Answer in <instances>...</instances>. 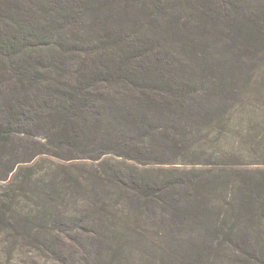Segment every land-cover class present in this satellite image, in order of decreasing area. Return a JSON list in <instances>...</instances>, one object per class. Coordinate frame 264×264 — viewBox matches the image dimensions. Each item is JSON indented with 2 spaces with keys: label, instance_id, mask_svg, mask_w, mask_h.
<instances>
[{
  "label": "rangeland",
  "instance_id": "rangeland-1",
  "mask_svg": "<svg viewBox=\"0 0 264 264\" xmlns=\"http://www.w3.org/2000/svg\"><path fill=\"white\" fill-rule=\"evenodd\" d=\"M58 3L54 0L50 8L62 5L64 9L75 4ZM246 4L237 5L239 13L250 15L255 8ZM208 5L204 2L200 6L206 9ZM102 7L99 25H93L92 15L87 13L80 19L79 28L69 26L67 32L84 40L88 47V41L101 37L109 47L104 50L106 56L92 49L88 54L72 50L48 55L46 77L38 55L22 66L0 58V124L10 128L9 135L0 136V193L15 195L19 205L14 208L35 218L44 211L43 198L47 199L45 194L49 193L39 186L51 188V179L56 178L64 185L53 192H62L65 203L60 211L69 218L63 230L55 231L61 237L52 252L45 241L41 246L33 244L39 242L37 238L16 241L8 229L0 226V262L262 264L264 252L254 249L255 239L250 233L246 231L238 241L220 245L212 234L210 218L199 212L204 204L212 217L209 199L223 207L234 194L238 197L242 184L246 186L254 177L264 178V165L255 164V157L264 162V62L259 61L262 53L247 55L244 50L231 48L222 31L211 26L214 23L203 21L201 9L174 4L160 15L154 1L143 0L131 2L130 8L120 0H105ZM227 9L233 15L235 8ZM220 14L225 16L223 20L227 19L219 7L214 8L213 18L221 19ZM99 26L110 31L117 27L120 31L93 32ZM1 29L9 32L4 26ZM121 58L125 59L123 70L128 75H178L187 85L178 87V83L172 89L185 95L181 101L185 107L180 108L181 103L175 102L170 105L171 98L163 97L157 90L146 94L137 89L135 93L119 83L108 95L102 87V95L92 108L74 119L50 115L51 94L74 83L80 73L88 71V65L101 67ZM24 65L46 80L27 84L29 74L22 72ZM226 80L237 83L233 90L239 99L232 102L233 111L221 91L220 85ZM187 89H191L188 94ZM240 90L247 93L239 94ZM116 99H121L120 106ZM121 107L125 109L122 115ZM230 112L234 117L228 124ZM128 114L130 123H120L119 119ZM224 131L228 135L222 138ZM70 132L77 139L73 140ZM232 152L241 157L231 158ZM103 163H118L123 169L125 164H133L140 170L153 169L156 176L160 175L157 170L173 169L176 178L172 182L183 183L157 193V201L146 199L138 193L136 175L129 179L130 186L121 188L96 179L93 173L103 171ZM228 163L234 167L226 166ZM30 167L35 172L31 170L32 175L27 169ZM226 168L235 180L231 191L226 194L223 189L209 190L208 183H213L215 176L221 177L220 170ZM17 174L29 176L25 185L18 184ZM75 177H80L81 182L76 184ZM48 181L51 186H47ZM250 218L242 222L243 227L248 226V220L252 224ZM40 223L35 220L31 224L44 230ZM258 246L264 248V242Z\"/></svg>",
  "mask_w": 264,
  "mask_h": 264
},
{
  "label": "trees",
  "instance_id": "trees-1",
  "mask_svg": "<svg viewBox=\"0 0 264 264\" xmlns=\"http://www.w3.org/2000/svg\"><path fill=\"white\" fill-rule=\"evenodd\" d=\"M53 1L54 0H0V58H6L8 62H13L15 65L22 66L23 64L26 65L29 59L38 55V57H40V61L38 62H40V66H42L45 70L44 77H46V75L49 74L46 70L48 65L46 63V57L48 55L67 54L72 50L81 54H84V52L88 54V50L92 49L93 51H96L97 54L103 52L106 56V52L104 50L109 47L103 42L101 37L98 36L97 40L94 42L88 41V43H90L89 48L84 40L75 37L73 33L70 34L67 32L69 30V26L79 28L81 26L80 19L87 13H91L92 15L94 20L92 24H98L100 15L104 12L102 4L105 3V0H56L59 3L65 2V4L73 3L74 1L75 4H71L72 6H65L64 9L62 8V5L56 9H51L50 7L52 6ZM143 1H154L155 7L160 15L165 12L164 9H167V6L169 7L174 4L185 8L191 7L195 10L201 9L200 14L203 17V21L208 20L209 22L214 23L211 26H213L216 30L222 31L225 37L228 38V44L231 48L244 50L247 55L262 53L259 61L264 62V0ZM120 2L126 3L127 7L130 8L131 2H136V0H120ZM204 2L209 4L206 9L200 6ZM241 4H246L250 7L254 6L255 11L250 15L246 13H239L241 9L237 5L240 6ZM54 5L55 3L53 6ZM40 6H44V9H40ZM74 6H76V8ZM228 6L235 8V10H233V15H229L228 12H226V10H228ZM217 7L220 9V13H224L227 16L226 20H223L225 19V16L221 14V19L213 18L214 8ZM3 26L6 27L9 32L4 33L1 31ZM97 31L98 33H106V31H110V29L105 26H99V28L93 32ZM119 31V28L112 27L110 32L111 34H117ZM176 33L177 30L174 31L173 35H176ZM58 37V41L54 42V39H57ZM0 61L3 60L0 59ZM83 62L85 63L86 61L83 60ZM123 62L125 63V59L121 58V61L111 60L108 63L103 64L101 67L99 64L95 63H93L92 66L88 65V71L80 73V78H77L74 83H70L68 87L60 89L58 92L55 91V93L51 94L52 109L50 115H54L55 117L61 119H74L78 117L82 111L90 110L92 108L93 103L97 101V98L100 95H102V87L108 95L110 90H112L114 86L119 83L123 84L126 88L135 93H138L137 89L140 90V93L145 92L146 94H152L151 91L157 90L163 97L167 95L171 98L170 105H173L174 102L179 105L182 100L184 101L185 95H182V92H178L179 90L172 89V86L177 87L178 83L181 84L178 87L187 85V83L183 84V82L178 78V75L163 73L160 75L147 74L144 77L140 74L137 75L134 73L128 75L124 73ZM45 64L46 69L44 66ZM22 72H27L29 74L27 84L36 81V79L40 82L42 79L46 80L43 76L39 78L34 75L32 68H26L25 66ZM193 73H195V70ZM200 75L201 74H199V76ZM20 77L22 78L24 76L20 75ZM236 84V82H229L226 80L224 84L220 85L222 94L225 97L224 100L227 103H230L228 106L230 111H233L231 106L232 102L239 99V97L234 94L233 90ZM190 90L191 89H187L186 93L188 94ZM243 93L245 94L247 92L240 90L239 94ZM118 96L120 97L119 91ZM116 100L117 104L120 106L121 104L119 102L121 99ZM183 104L181 103L179 107H185ZM124 111L125 109L121 107V115ZM230 113L231 115L228 118V124L233 121L234 117L233 112ZM14 115L17 117L16 112ZM119 121L120 123L125 122L124 125L129 124L131 121V119L129 120V114L125 119L120 118ZM9 133L10 128L0 124V136L4 137L6 134L9 135ZM227 135L228 131L222 132V138ZM70 137L73 140L77 139L76 134L72 132H70ZM144 147L147 146L145 145ZM239 155L241 154L237 152L229 153V156L233 159L241 157ZM255 158L261 162L259 163L257 161L255 164L259 166L264 165V162L262 163V161L259 160V157ZM129 159L138 161L137 158ZM117 165L118 163L115 165H106L103 163L104 170H95L93 174L96 179L101 182H106L120 188L130 186L131 180L129 179L136 175V182L140 186L137 188L138 193H141L146 199H155L156 201L158 199L157 193L162 192L163 189L166 190L170 188L171 185H180L183 183L178 181H176L177 183L172 182L176 178L173 169L157 170L156 172L160 175L156 176L153 173V169L140 170L138 166L134 167L133 164H125L123 169ZM225 165L228 167H234L231 163ZM27 169H29L30 172L31 170L34 172L33 167ZM220 171L223 173L222 176H215L213 183H208V188L209 190L212 189V191H219V189H223L224 192L228 194L229 191H231L230 188L235 183V180L232 178L227 168L225 170L221 169ZM68 176L70 177L71 175ZM15 177L17 178L18 184L22 186L26 184L29 176L25 178L24 174H17ZM81 180L82 179H80V177H78L77 180L76 177L73 179L76 184L77 182H81ZM252 180L253 181L250 183H245L246 186H243L242 184L241 192H239L240 194H237L238 197L234 194L230 198V201L226 200L225 204L221 205L223 207H218L214 199H209V206H212V217L208 216V210L206 211V206H204V204V208L202 210L199 208V212L204 213L207 219L210 218V222L213 223V227L211 229V231H213L212 234L215 235L216 239L220 240V245H228L238 241V239L241 238V236L247 231V233H250V236L255 239L254 241L256 245L254 249L261 253L262 251L264 252V248L263 246L259 247L258 244L264 242V178L259 180V178L257 179L254 177ZM51 182L53 186L49 184V181L47 186L50 185L52 189L46 188V186L43 187L42 185L39 186L44 189L45 192L49 193H44L47 197V199L43 198L44 211H39L38 216L35 218L34 216H31V214H27L24 211L19 212L17 207L14 208L15 205H19L16 201L15 195L11 196L8 192L6 195L0 193V220L2 221L0 226L8 229L6 231L10 232L12 238L16 241L24 242L29 241V238H37L39 242H32L38 246H41L42 241H45L46 244H49L52 252L58 248L56 242L61 237L60 235H57L58 233L55 231L63 230V225H65V221L69 218L66 217L64 213L62 214V211H60V207H62L65 203L63 200L64 196L61 194L62 192L59 194L53 192L56 187L63 186L64 182H60L56 178L55 180L51 179ZM208 192L209 193H206L207 196L210 194V191ZM101 207H103V205L99 206L98 210H100ZM89 213L91 214V212ZM250 216L252 224L248 220V226L243 227L242 222ZM35 220H38L39 222L41 221L40 225L43 226L44 230L38 229L40 227H33L31 223ZM77 220L79 221L78 217ZM85 225L87 224L85 223ZM87 226H89V224ZM257 240H260L261 242H257ZM204 245V251L207 252L208 246H206L205 242ZM199 252L204 255L203 252ZM11 254L12 252L8 253L7 257L10 258ZM261 263L264 264V260L261 261ZM0 264L4 263L0 262Z\"/></svg>",
  "mask_w": 264,
  "mask_h": 264
}]
</instances>
